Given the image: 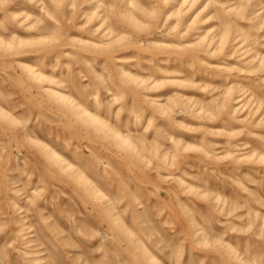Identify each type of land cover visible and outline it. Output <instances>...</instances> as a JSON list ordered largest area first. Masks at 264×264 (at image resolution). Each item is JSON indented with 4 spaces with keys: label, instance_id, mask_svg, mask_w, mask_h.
Segmentation results:
<instances>
[{
    "label": "rangeland",
    "instance_id": "374dc122",
    "mask_svg": "<svg viewBox=\"0 0 264 264\" xmlns=\"http://www.w3.org/2000/svg\"><path fill=\"white\" fill-rule=\"evenodd\" d=\"M0 264H264V0H0Z\"/></svg>",
    "mask_w": 264,
    "mask_h": 264
}]
</instances>
